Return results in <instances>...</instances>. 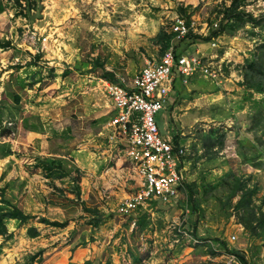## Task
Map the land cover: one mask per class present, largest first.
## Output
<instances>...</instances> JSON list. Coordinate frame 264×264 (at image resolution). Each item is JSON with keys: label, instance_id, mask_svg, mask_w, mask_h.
Here are the masks:
<instances>
[{"label": "rangeland", "instance_id": "374dc122", "mask_svg": "<svg viewBox=\"0 0 264 264\" xmlns=\"http://www.w3.org/2000/svg\"><path fill=\"white\" fill-rule=\"evenodd\" d=\"M230 3L231 0H33L28 8L23 1L19 6L16 0H0V39L12 45L0 48L4 53L2 59L7 54H11L10 59L16 56L12 66H27L22 75L35 66V74L53 79L51 91H60L63 97H82L88 101L91 95L95 97L100 105L98 118L92 121L93 135L97 134L95 138L99 141L92 147L94 152L105 148L116 153L114 158L100 157L98 151L91 159L78 161L68 135L46 126L50 135L46 143L40 142L44 137L31 138L32 151L25 156L31 157L32 162L16 156L14 138H22L23 129L32 130L33 123L39 124L40 120L29 103L33 93L23 89L29 82L19 73L16 76L8 73V67H1L0 98L10 79L20 95L18 114L11 118L4 109L2 120L4 129L10 132L0 135V141L15 151L10 159L4 160L9 155L0 156V191L4 197L25 195L26 179L20 176L21 171L33 165L38 155H64L78 167L80 177L76 195L77 184L68 177L54 179L61 189L58 191L41 171L43 183L36 175L37 189L32 182L31 193L38 197V202L23 200L25 208L20 206L32 217L14 227L8 222L7 227L15 230L8 239L0 235V264H24L29 254L43 251L34 241L42 236L28 240L25 235L31 225L40 228L48 243L46 248L52 241L57 250L63 248V241L70 242L71 255L64 264H82L87 259L91 264H224L231 255L237 257L234 249L244 256L246 264H264V227L258 226L254 234L244 228L239 218L242 215L247 220L249 214L237 210L240 192L229 197L236 179L245 181L254 190L250 206L264 225V145L257 140L262 131L256 130L264 123V108L259 102L264 100V94L254 93L247 98V91L240 84L244 60L261 42L264 23L241 24L240 20H234L231 33L223 32L209 41L175 37L170 42L176 54L198 51L206 58L213 57L210 59L215 67L220 66L224 76L218 83L200 77L186 84L180 82L179 90L170 94L165 108L156 115L162 134L177 135L179 143L185 145L182 172L184 184L191 187L193 196L190 198L187 190L186 198L176 204L152 202L130 216L121 215L116 209L117 203L135 192L138 185L131 166L123 164L127 160L122 149L121 153L109 146L107 124L115 111L104 83L121 76L130 78L147 60L158 59L164 40L157 34L161 28L170 32L175 17L194 19L197 31L203 30L191 33L204 37L224 20L225 7ZM240 8L258 17L264 13V0H242ZM20 81L24 86L19 91ZM23 110L30 116L23 118L20 113ZM211 128L217 129L213 137L225 134L223 147L205 146L204 139ZM117 167L122 169L118 174L112 170ZM50 193L56 203L45 200ZM87 195L92 196V202L84 200ZM65 208L69 217H63ZM86 208H96L100 214ZM41 217L61 219L66 226L45 225ZM100 217L95 226L93 220ZM233 234L235 238L231 240ZM74 254L78 255L76 260ZM234 264L243 263L237 260Z\"/></svg>", "mask_w": 264, "mask_h": 264}, {"label": "built area", "instance_id": "2783aa9c", "mask_svg": "<svg viewBox=\"0 0 264 264\" xmlns=\"http://www.w3.org/2000/svg\"><path fill=\"white\" fill-rule=\"evenodd\" d=\"M195 24L194 19L177 16L170 32L174 33V38H186L191 32L203 30L197 31ZM210 58L198 51L176 54L169 45L158 59L147 60L130 78L121 76L104 83L105 93L115 111L107 124L108 142L116 150L123 151L138 185L135 192L117 203L119 214L130 216L152 202L176 204L186 198L182 172L185 145L175 143L168 133L162 134L156 115L168 103L175 77L179 76L183 84L194 77L211 83L224 78L220 66L215 67ZM234 238L235 235H231L230 239ZM236 258L231 255L224 264H234Z\"/></svg>", "mask_w": 264, "mask_h": 264}, {"label": "trees", "instance_id": "16d2710c", "mask_svg": "<svg viewBox=\"0 0 264 264\" xmlns=\"http://www.w3.org/2000/svg\"><path fill=\"white\" fill-rule=\"evenodd\" d=\"M25 3V6L28 8L32 4L33 0H16L17 4L20 6L21 2ZM242 0H231L230 5L225 7L224 12V20L218 24L216 28H211L208 35L201 37L198 35H193L192 33L188 34L186 38L192 37L194 39H201L202 41H209L212 37H217L219 34L223 32H230L233 30L230 25L234 20H240L241 24L244 22H250L252 25H261L264 23V13L258 17L253 16L251 13L245 12L242 10L241 7ZM240 24V25H241ZM157 37L160 40H164V44L162 45L161 52L163 53L164 50L168 47L170 42H172L174 38V33L167 32L163 28H161L157 34ZM12 46L11 42L8 40L0 39V48H5ZM161 53V54H162ZM242 81L241 85L247 91V98H251L254 93L264 94V36L260 43H258L254 50L251 52V55L244 60L243 70H242ZM105 77V76H104ZM106 78V77H105ZM113 81L116 79H112ZM12 80L10 79V82ZM10 82L5 84V87L2 91L1 98H0V135L4 136L10 132L9 129H4L2 124L4 109L8 110V115L12 118L18 114L19 109L17 108V104L20 102V95L14 89V85ZM181 80L180 77H175L173 81V88L177 92L179 90L178 85L180 84ZM24 86L22 81L17 82V88L20 89ZM257 101H255L256 104ZM261 107L264 108V100L259 101ZM263 103V104H262ZM260 113V112H259ZM262 114V113H261ZM264 117V113L262 114ZM28 123L25 122L24 125L27 127ZM38 123H33L32 129H36ZM257 131H262V135L257 137V140L264 145V123L262 127H258ZM208 135L205 136L204 144L207 147H223L224 146V139L225 134L221 133L219 136L213 137V133L217 132V129L211 128L208 131ZM173 140L175 143H179L180 138L177 135L173 136ZM12 154L11 148L8 143L0 141V156L4 157L6 155ZM239 155L246 159V157L239 152ZM34 167L40 168L42 175L46 178H50V181L53 184V188L55 190L60 191L61 189L57 187L54 183V179H62L63 177H68L74 184L76 183V190L74 191L76 195L79 193V177L80 174L78 173V167H75L69 159H65L64 157H56V156H42L38 155L35 157ZM188 196L192 198L193 192L189 185H187ZM0 235L3 238L8 239L12 236V232H10L7 228V221L9 219L17 220L19 223L23 224L26 223L32 215L25 213L21 207L13 203L9 198L4 197V193L0 191ZM240 192V198L236 203L237 210L246 211L249 214L247 220H244V217L239 218L240 222L243 224L244 228H246L251 234L256 232V228L260 226L261 228L264 227L263 221L260 222V219L256 217L254 210L251 208V200L252 194L254 192L253 188L247 187L246 182L242 181L241 179H236V185L230 192L229 197H232L236 193ZM72 193V191H71ZM68 200L71 201L69 197H66ZM250 207V208H249ZM85 210L99 213L98 209L96 208H86ZM100 214V213H99ZM103 216V215H101ZM41 222L50 224L51 226L61 227L65 225V221H58V220H49L46 217L40 218ZM101 220L100 218H96L93 220V224L96 226ZM39 234L37 228L33 225L27 227L26 235L30 238L36 237ZM225 245V242H222ZM237 259L240 260L243 264H246L247 261L243 255H241L237 250H232ZM40 249L37 253H32L28 255L27 261L24 264H32L36 259H38ZM82 264H91L89 259L85 260Z\"/></svg>", "mask_w": 264, "mask_h": 264}, {"label": "crops", "instance_id": "0c3cea01", "mask_svg": "<svg viewBox=\"0 0 264 264\" xmlns=\"http://www.w3.org/2000/svg\"><path fill=\"white\" fill-rule=\"evenodd\" d=\"M2 53L3 52L0 49V68L1 67H5V68L8 67V68H6V69H10V71L8 73L12 72V74L15 76L19 73L20 76H22L24 78L25 82L26 81L29 82V83L26 82L27 85L23 89L33 93L31 95L33 99L29 103H30V106H34L35 109L37 110L36 111V112H38L37 116L39 117V120H40V122L38 124L39 130H37V129H32V130L26 129V130H24L23 129V134L21 135L23 137L22 138H16V137L14 138L13 148H15L18 153L15 154L14 153L15 151H12V154H15L16 156H19V157L28 158L25 156V154L32 151L31 150V143L33 141H31V138H33V135H37L41 138L44 137L45 140L40 141L41 144H44V142L45 143L47 142V138L50 136V135H48V132L46 129V126H47V128H51V130L59 132V134H61V135H64V136L68 135V139L70 140L71 144L74 147L72 152L75 154V158L78 161L80 159H83V158L91 159V156L98 155V151H100V157L111 156L112 158H114V155L116 156V153H114V151L111 150L113 153V154H111V151H108L105 148H102L101 150H100V148L96 149L94 152L93 147L96 146V142H98L99 139L95 138V136L97 134L93 135V122L92 121H94L98 118L99 109L97 108V106L100 105L95 101V100H97L95 97H92V95H91L90 100L88 101L86 98H82V97L81 98H78L75 96L68 97V98L63 97L62 94L60 93V91H56L54 93L50 89L51 85L53 84V79H48L47 77H41L40 78V76L38 74H35L36 73V70H35L36 67L35 66H30V68H31L30 71L28 73H24L22 75V71L27 66H25L24 64H22V66H18V64H17V66H12L13 60H15L17 57L14 56L12 59H10L11 54L10 55L7 54L5 56V59H2V57H1ZM9 63H10V65H9ZM33 70H35V71H33ZM4 72H6V70H4ZM24 72H26V71H24ZM26 76H28V77L25 78ZM236 80L240 81L241 78L240 79L237 78ZM20 90H22V88H20L19 91ZM173 92L175 93L176 91L173 90ZM38 100L40 102H38ZM92 101H95V102H92ZM20 113H21V116L23 118L30 116V114L25 113L24 110L21 111ZM99 121L100 120H98V122H97L98 125H100V123H101ZM41 127H42V129H41ZM100 133H101V131L99 130L98 134H100ZM27 134L29 136H27ZM179 142H180V140H179ZM109 146L111 147V145H109ZM115 152H116V150H115ZM53 155H56V154L54 153ZM59 156L65 158L64 155H59ZM7 159H10V155H9V157L8 156L5 157L4 160H7ZM28 159L31 160V162H32L31 157H29ZM14 160L16 161L17 159H14ZM70 161L72 162V160H70ZM77 164L80 166L79 163H77ZM123 164H128V163H123ZM112 170H114L118 174L122 169L117 167V168H114ZM36 175H39V179L43 183V181H42L43 178H40V176H41L40 175V168L34 167V164H33L31 166H28V167H25L22 169L20 176H23V179H26V184L24 185L26 188V191H23V192H25V195L21 194L20 197L17 196L15 198L12 195H10V198H11L10 200L12 201V199H13V201H12L13 203L18 205L19 207L22 205V207L25 208V206L23 205V202H22L23 200L25 202L30 203L31 199H33L36 202H38V197L36 195L33 197L32 193H31V191L34 188L32 182H35V186L37 189V185H38L37 182L39 181V179H37ZM47 192H49V190ZM50 195H53V194L52 193H50L49 195L47 194L45 196V200L52 201L54 198L52 196L50 197ZM54 195L57 196L56 194H54ZM20 198H23V199H20ZM42 200L44 201V196H43ZM84 200H88V202L89 201L92 202L93 198H92V196L87 195L84 198ZM16 202H18V203H16ZM52 202L56 203L55 201H52ZM59 202L61 203V202H63V200L59 199ZM24 212L28 213V211H24ZM64 213L65 214H63V217L65 215H67L69 217V211L67 208H65ZM51 220H57V219H51ZM58 221H61V219H59ZM8 222L11 223L14 227L18 221L14 220V219H9L6 223V225L9 224ZM18 224L22 225L19 222H18ZM45 225H48V224H45ZM65 226L66 225L58 227V228H64ZM13 227H10V228L7 227V228H9L8 230L10 232H12L15 230V228H13ZM53 227H57V226H53ZM36 228L39 232V234L36 237L42 236V238L34 240V241L36 243H39V246H41L40 248H43V251H42L41 255H39V256H41L40 259L38 258L39 260H35L32 264H64V263H66L68 261L66 259L71 255V252H69L70 242H68L67 240L63 241L64 246L60 250H57V246L53 245L54 241H52L50 243L51 244L50 247L46 248L48 243H46L47 242L46 239L43 238V236H44L43 233L40 234V232H41L40 228L39 227H36ZM36 237H33V238L29 237L28 240H33ZM51 237H53V236H51ZM54 239H55V237H53L52 240H54ZM77 252H78V250H77ZM74 255H75V257L73 256V258L76 260L78 258V255H76V254H74ZM64 259L66 261H64ZM70 260H72V259H70Z\"/></svg>", "mask_w": 264, "mask_h": 264}]
</instances>
